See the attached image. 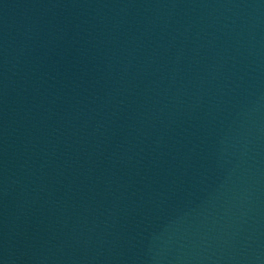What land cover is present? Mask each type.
<instances>
[{"label": "water", "instance_id": "water-1", "mask_svg": "<svg viewBox=\"0 0 264 264\" xmlns=\"http://www.w3.org/2000/svg\"><path fill=\"white\" fill-rule=\"evenodd\" d=\"M0 264H264V0H0Z\"/></svg>", "mask_w": 264, "mask_h": 264}]
</instances>
